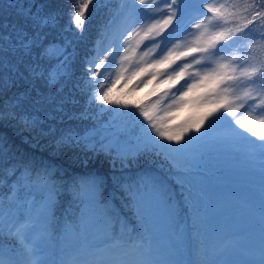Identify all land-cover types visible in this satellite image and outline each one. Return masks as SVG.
<instances>
[{"label": "snow or ice", "instance_id": "snow-or-ice-1", "mask_svg": "<svg viewBox=\"0 0 264 264\" xmlns=\"http://www.w3.org/2000/svg\"><path fill=\"white\" fill-rule=\"evenodd\" d=\"M101 2L65 0L57 7L49 0H0V11L12 9L15 16L0 23V124L14 125L34 143L44 142L51 153L39 160L21 155L0 137V184L9 182L8 195H0V264H264V133L256 131V125L264 127V59L257 55L264 52V0L218 7L209 0L104 5L107 17L123 25L108 56L114 59L123 49L120 59L130 61L124 45L137 36L136 47L143 44L148 50L141 51L144 62L131 77L121 73L97 94L108 60L93 67L91 49L81 54L78 42ZM217 14L233 17L234 27L203 40L200 33L196 44L180 49L177 42ZM145 22L153 23L145 28ZM131 51L135 54L136 48ZM136 78L134 88L155 82L159 96L169 97L177 109L206 110L173 126L156 114V104L149 108L112 95L121 81L127 87ZM194 89L203 92L193 97ZM241 110L253 113L251 123L236 118ZM73 119L91 121V126L83 131L64 126ZM218 121L228 136L210 139L209 129ZM233 122L259 138V143L247 142L248 157L259 163L258 207L250 208L259 218L257 242L194 261L199 249L185 240L183 230L169 234L161 224L185 213L198 235L206 229L208 162L232 137L243 135ZM69 154L85 166L102 162L104 170L62 176L56 165ZM158 165L176 177L178 202L173 203ZM62 193L77 205V213L63 223L56 217ZM150 213L159 217L154 226L147 223Z\"/></svg>", "mask_w": 264, "mask_h": 264}, {"label": "trees", "instance_id": "trees-1", "mask_svg": "<svg viewBox=\"0 0 264 264\" xmlns=\"http://www.w3.org/2000/svg\"><path fill=\"white\" fill-rule=\"evenodd\" d=\"M50 3L55 4L57 7H62L65 3V0H49ZM110 2H114V0H102V2L97 6V8L92 12L91 18L87 23L86 30L84 32V39L78 42V47L81 50V54H83V50L91 49L92 59L94 61L93 67L95 63H99L100 57L103 56L104 59H109V46L111 45V39L115 37V33L118 29H121L119 20L109 19L107 17V13L104 5L109 4ZM239 3L243 4L244 0H224L223 3ZM11 21L15 18L14 10L9 9L7 13L0 11V23ZM233 17L225 15L222 22L223 26L226 28V32L228 28L234 27L232 23ZM66 23V18L64 19ZM146 43V42H145ZM107 46L108 48L103 49L102 52L101 47ZM136 48V55L139 58V62L131 64L127 67L123 68V75L131 77V71L137 66H140L144 61H141V51H147L148 49L143 48L139 50ZM257 55L264 59V52H258ZM118 56L115 57L117 59ZM206 57L203 56L202 59ZM112 58L109 59L107 63H111ZM151 54L148 57H145L144 60H150ZM112 67H114V63H112ZM107 64L102 65V72L104 71ZM137 79V78H136ZM136 79H132L131 83H128L127 87H125V81H121L113 90L112 95H121L124 98L132 100L134 102L146 105L151 108L153 103H157L160 106L168 104L171 99H168L167 96H159V92L157 91V86L155 82L153 85L144 86L141 84L138 88H134L133 85L137 84L138 81ZM100 83L96 86L97 94L101 89L110 86L115 80H104V75L99 76ZM131 89V90H130ZM154 92L156 93L154 95ZM207 106H201L199 109H196L195 112L190 111L187 115L185 114V107L179 108L178 111L175 112H158V116L165 117L167 123L170 125H176L179 123H183L185 120L196 119L200 115L203 114V108ZM168 116H171V119H168ZM246 117V123H251L253 118V113L247 112L244 113L243 110L237 113L236 118H244ZM104 119H108L109 117L105 116ZM251 118V119H250ZM123 119V118H122ZM65 127L71 126L80 131H83L85 128L91 126V121H81L73 119L71 121H66L64 124ZM233 127L238 131L243 133L242 136L248 137V140L258 141V137H253L251 134L244 133L245 129H240L239 126L234 125ZM224 124L221 121L216 122L214 126L209 129V138L217 139L222 137H227L228 132L226 131ZM256 131L258 133H264V127L260 125H256ZM242 136H236L237 138H242ZM0 137L6 138L10 144H15L16 150L20 152L21 155H29L35 156L36 159H40L43 154L47 153L51 155L49 149L45 146L44 142L34 143L28 139L26 135H22L14 125L4 123L0 124ZM235 137H232L229 140L228 150L222 146L214 153L218 154L221 158H210L208 162V173H207V184L209 186V214L208 220L206 224V229L202 230L199 235L206 239V246L203 249V255H207L209 258H217L220 250L227 248L229 246L236 245L241 243V246H244L245 237L248 236V230L250 226L255 224L256 221L249 218L247 222L246 219H240L241 223H236V227L231 225V220L227 221H218L219 215L221 213L222 219H224L227 215H237V214H245L244 211H250V207L254 205L256 202L251 199L249 192L245 188V185L248 186L251 184L259 191V163L258 160H251L248 155V143L245 146L236 147ZM82 159V157H81ZM234 160H239L242 168V173H238L235 177L231 176V173H228V167L233 168ZM56 167L60 170V174L63 176L65 173L68 176H79L82 173L87 172H96L103 171L104 165L101 162L96 167L91 165L85 166L80 163L74 155H66L60 158L59 163ZM160 169L159 175L165 179L168 185H171L172 181L176 178L171 173H169L166 167L157 166ZM239 169V168H238ZM244 170H248V173L245 174ZM166 174H170L172 176L171 181L166 180ZM254 175V176H252ZM249 177H254V180L249 179ZM67 179V177H65ZM9 193V182L8 179H5V182L0 184V195H4L5 197ZM258 196V195H257ZM259 197V196H258ZM247 202V204H246ZM86 210L94 211L91 206L85 205ZM119 211V209H117ZM125 213L128 212V209L125 207L123 209ZM77 213V205L72 201L70 196L67 193H62L61 198L58 201V208L56 210V217L61 223H63L66 219L71 217L72 215ZM152 213H150L147 217V223L150 226H154L156 224V217L152 220ZM190 216V215H189ZM214 219V222H208L210 219ZM129 219H132L129 214ZM159 219V217H158ZM162 228H166L164 223H162ZM194 233H197L195 228ZM222 258V257H221Z\"/></svg>", "mask_w": 264, "mask_h": 264}, {"label": "rangeland", "instance_id": "rangeland-1", "mask_svg": "<svg viewBox=\"0 0 264 264\" xmlns=\"http://www.w3.org/2000/svg\"><path fill=\"white\" fill-rule=\"evenodd\" d=\"M223 1L224 0H209V3L213 4L214 6H219L220 4H223ZM221 19H219V14L217 15H213L212 18H211V22L209 23L207 18H205V24H204V27H202L199 32H197L195 29L192 30L191 34L186 36L184 38V40L182 41H179L177 43L180 44V49H183V48H186V47H189V46H192L194 44L197 43V36L200 35V33H204V36L201 37V40H203L204 38H206L207 36L209 35H212V34H215L216 32H219V31H224L226 33V28L225 26H223L222 22L220 21ZM149 23H153V22H145V25L144 27L147 28ZM120 26L123 27L122 23L120 22ZM122 29V28H121ZM143 35V32H141V36ZM140 40V37L137 36V37H133L131 39L128 40V42L124 45L125 47H128L129 48V52L127 53V55L130 56V61H125V60H121L120 59V56H123L125 55V53L123 52V49L120 50V55L117 57V59H111V63H106L108 66L105 67L104 71H103V75H104V80H116L118 76L121 75V73L123 72V68L124 67H127L131 64V66H133V64L139 62V58L137 57L136 53L133 54V52L131 51V49L133 48V46H136L137 45V42ZM111 45L109 46V52H111L113 50V48L115 47L114 45V38L111 39ZM147 42V41H145ZM143 44L140 45V47H138L139 50H142L143 48ZM105 48H108L107 46H102L101 49H102V52L103 49ZM180 49H177V50H180ZM195 55V54H193ZM203 56H196V59L197 60H201V61H206L207 59L209 58H205V59H202ZM111 57H109L110 59ZM101 59H104L103 56L100 57V60ZM108 59V61H109ZM99 60V61H100ZM112 63H114V67H112ZM215 64L213 63L212 65H210V67H214ZM198 66L194 67V69L190 70V71H195L196 68ZM134 70V69H132ZM132 72V71H131ZM131 74V73H130ZM239 74V73H237ZM195 79H198L199 77H194ZM138 79L140 78H137L136 81H138ZM191 82V81H189ZM153 85V84H152ZM203 92L202 89H194L193 90V97H196V96H199L201 95ZM242 94V93H241ZM168 99H170L169 97H167ZM153 104H156V109L155 111H161V112H166V113H169V112H175V111H178L179 109H177L174 105H171V100L168 102V104L166 105H163V106H160L158 104V102L156 103H153ZM181 107H185L186 108V112L184 115H187L188 113H190V111H193L195 112L196 109H199V108H196L194 106H181ZM180 107V108H181ZM200 110V109H199ZM206 108H203V111H205ZM245 113V112H244ZM158 115V112L156 113ZM251 119V118H250ZM221 123L223 124V122L221 121ZM227 131V130H226ZM244 133H247L246 129L244 130ZM249 134V133H248ZM250 135V134H249ZM234 141H235V146L236 147H241V146H245V144L248 142V137L246 136H242V138H237L235 137L234 138ZM258 143V141H256ZM228 143H226L225 145L222 146V149L224 151V148L228 150ZM213 158L217 159V158H221L218 154L214 153L213 155ZM235 167V170L233 168H230L228 167V173H231V176L235 177L238 173H242V168H241V164L239 162V160H234V166ZM239 168V169H238ZM244 173L247 174L248 173V170H244ZM254 176V175H252ZM249 179H252L254 180L255 182V179L254 177H249ZM173 186V185H172ZM171 186V188H172ZM176 188V191H174L173 189L170 190V194L171 193H175L177 191H181V189H177V186L175 187ZM245 188L247 189V192H249L250 196H251V199L254 200L256 203L252 206H256L258 207V196H259V191L253 187L251 184H249L248 186L245 185ZM258 195V196H257ZM251 206V207H252ZM250 207V208H251ZM245 214H237V215H227L224 217V219H222V216H221V213L219 215V218H218V221H227V220H231V225L234 227H236V223H241L242 221H240V219H246L247 222H250L249 221V218L256 221L255 224H253L252 226H250L249 228H247V232H248V236L245 237V243H244V246H251L252 244L256 243V239L255 237L258 236V227H259V218H258V215L256 216H253L251 214V212L249 211H244ZM152 220L155 218V215L153 214L152 215ZM121 219H123V217H121ZM156 220L158 221V217H156ZM157 221H156V224H157ZM215 220L212 218L210 219L208 222H214ZM164 223V225L166 226L167 230H168V233L169 234H172L173 232H177V231H180V230H183L185 226H182L181 224H177V222L175 221L174 223H171V224H168L166 222H162ZM251 223V222H250ZM155 224V225H156ZM189 224H192V223H189ZM163 225L161 224V227ZM119 227V224H117V228ZM188 232V229L187 230H184L183 231V234H184V238L187 239V241H189L192 245V247L194 249L196 248H200L197 241H194L193 238L191 237H188L187 238V233ZM190 238V240H188ZM237 248H240V247H243L241 246V243H238L235 245ZM193 256V255H192ZM195 256H196V253H194V256H193V260L195 261ZM192 258V257H191Z\"/></svg>", "mask_w": 264, "mask_h": 264}]
</instances>
